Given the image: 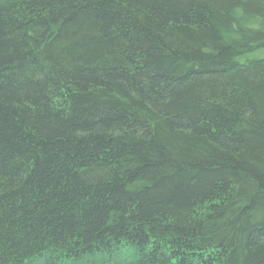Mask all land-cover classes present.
Masks as SVG:
<instances>
[{
	"label": "trees",
	"instance_id": "1",
	"mask_svg": "<svg viewBox=\"0 0 264 264\" xmlns=\"http://www.w3.org/2000/svg\"><path fill=\"white\" fill-rule=\"evenodd\" d=\"M0 264H264V0H0Z\"/></svg>",
	"mask_w": 264,
	"mask_h": 264
}]
</instances>
